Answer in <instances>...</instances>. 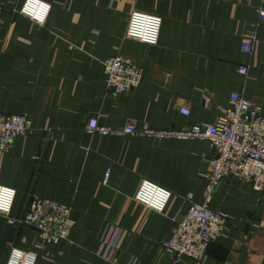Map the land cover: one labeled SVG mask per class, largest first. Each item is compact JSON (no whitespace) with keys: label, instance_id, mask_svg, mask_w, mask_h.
<instances>
[{"label":"crops","instance_id":"crops-1","mask_svg":"<svg viewBox=\"0 0 264 264\" xmlns=\"http://www.w3.org/2000/svg\"><path fill=\"white\" fill-rule=\"evenodd\" d=\"M44 1L50 11L38 24L19 13L24 0H0V111L31 122L0 150V183L16 192L11 217L39 197L69 205L74 224L67 240L48 244L0 215V264L10 243L33 252L35 264H164L174 218L204 201L208 142L98 134L86 123L186 130L212 122L232 92L264 115V0ZM133 10L161 17L155 45L126 37ZM248 31L256 35L251 55L240 50ZM114 56L139 65L137 87L107 93L101 60ZM143 178L170 191L163 212L134 200ZM209 205L227 214L222 232L202 260L176 264H264V191L227 177ZM104 238L114 242L108 259Z\"/></svg>","mask_w":264,"mask_h":264},{"label":"built area","instance_id":"built-area-1","mask_svg":"<svg viewBox=\"0 0 264 264\" xmlns=\"http://www.w3.org/2000/svg\"><path fill=\"white\" fill-rule=\"evenodd\" d=\"M27 9V11L25 10ZM50 11V4L44 0H24L19 13L29 20L42 24ZM258 19L264 24V7L258 9ZM161 26V17L142 10H133L129 16L126 37L146 45H155ZM256 42L254 31L246 32L241 39L240 50L251 55ZM102 73L108 94H119L137 87L142 79L139 65L121 56L101 60ZM248 66H238V72L246 74ZM180 112L189 114L187 108ZM89 132L98 134H129L154 138H194L206 140L210 154L204 201L193 202L181 218H174V229L162 242L170 258L164 264H176L186 258L202 260L209 245L220 235L227 214L211 209L209 203L216 185L224 178H238L251 182L257 190L264 191V115L259 106L243 92H232L228 104L219 108L212 122H196L186 130H155L144 126L136 128L127 123L114 129L100 125L89 118L86 126ZM31 130L26 114H6L0 111V150L9 151L19 135ZM15 189L0 183V215L10 223H18L36 230L40 239L48 244L67 240L74 220L70 206L47 198L33 197L27 204L21 218L10 215ZM170 191L162 185L143 178L134 193V200L156 211L163 212ZM109 228V226H108ZM103 258H110L114 242L104 238ZM36 255L9 245L6 264H35Z\"/></svg>","mask_w":264,"mask_h":264},{"label":"clouds","instance_id":"clouds-1","mask_svg":"<svg viewBox=\"0 0 264 264\" xmlns=\"http://www.w3.org/2000/svg\"><path fill=\"white\" fill-rule=\"evenodd\" d=\"M27 11V9H25Z\"/></svg>","mask_w":264,"mask_h":264}]
</instances>
